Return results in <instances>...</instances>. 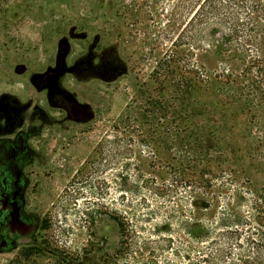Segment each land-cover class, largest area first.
<instances>
[{
	"label": "rangeland",
	"instance_id": "374dc122",
	"mask_svg": "<svg viewBox=\"0 0 264 264\" xmlns=\"http://www.w3.org/2000/svg\"><path fill=\"white\" fill-rule=\"evenodd\" d=\"M192 6L186 13L182 0H0V34L33 61L46 63L72 27L90 35L122 30L128 68L116 84L89 87L99 91L91 122L35 139L39 175L27 201L51 250L35 264H185L168 246L188 242L209 199L199 197L190 171L176 178L173 194L165 164H200L217 181L213 204L264 212V79L244 80L241 56L192 49L200 70H176L189 91L181 98L166 71L172 52L184 64L188 47L176 39ZM8 260L0 256V264Z\"/></svg>",
	"mask_w": 264,
	"mask_h": 264
},
{
	"label": "flooded vegetation",
	"instance_id": "af4514ba",
	"mask_svg": "<svg viewBox=\"0 0 264 264\" xmlns=\"http://www.w3.org/2000/svg\"><path fill=\"white\" fill-rule=\"evenodd\" d=\"M123 31L106 35L73 29L69 50L56 65L57 49L44 64L19 53L0 34V256L7 264H35L47 253L44 222L27 199L35 194L40 149L35 139L53 128L83 125L84 105L95 108L99 91L119 82L128 68L120 55ZM77 42L79 44H72ZM56 69V70H55ZM50 72V73H49ZM77 109L75 117L67 110ZM9 257V258H8Z\"/></svg>",
	"mask_w": 264,
	"mask_h": 264
},
{
	"label": "trees",
	"instance_id": "16d2710c",
	"mask_svg": "<svg viewBox=\"0 0 264 264\" xmlns=\"http://www.w3.org/2000/svg\"><path fill=\"white\" fill-rule=\"evenodd\" d=\"M182 5L186 13L194 5L182 34L176 39L178 46L188 47L185 61L179 65L181 57L174 52L168 54L165 61L166 71L179 83L177 97L188 96L189 91L176 70L188 76L200 70L192 62V49L199 54L241 56L242 78L251 84L264 79V0H182ZM202 72L199 71L198 75L205 82ZM161 167L175 179L168 185L173 194L177 189L174 186L176 178H181L180 173L190 171L195 175L193 183L199 197L209 199L202 200L194 225L188 227V242L178 246L171 242L168 246L170 253L182 252L185 264H264L263 210H254V215L236 214L220 199L213 204L212 190L217 181L215 178L208 180L206 176L210 171L204 170L200 164H165ZM112 219L123 232V224Z\"/></svg>",
	"mask_w": 264,
	"mask_h": 264
},
{
	"label": "water",
	"instance_id": "95a60500",
	"mask_svg": "<svg viewBox=\"0 0 264 264\" xmlns=\"http://www.w3.org/2000/svg\"><path fill=\"white\" fill-rule=\"evenodd\" d=\"M75 27H72L71 29H69L67 36H64L62 38H60L57 41L56 44V49H57V54H56V65L58 66V64L60 62L63 61L65 55L67 54L68 50H69V40H75L74 38H71V32ZM56 70V69H55ZM50 73V72H49ZM74 108H69V110H67L73 117H75V114L79 111V109H81L80 107H76L73 106ZM83 108H85L86 111V118L85 120L82 122V124H87L89 122H91L94 119V113L91 107H89L88 105H84ZM78 109V111H77Z\"/></svg>",
	"mask_w": 264,
	"mask_h": 264
}]
</instances>
